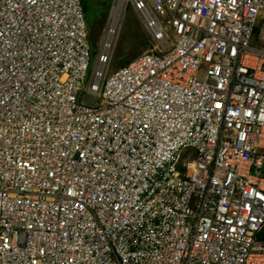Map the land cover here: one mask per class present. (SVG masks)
I'll return each instance as SVG.
<instances>
[{"label":"built area","instance_id":"built-area-1","mask_svg":"<svg viewBox=\"0 0 264 264\" xmlns=\"http://www.w3.org/2000/svg\"><path fill=\"white\" fill-rule=\"evenodd\" d=\"M263 12L114 0L85 90L82 1L0 0V264H264Z\"/></svg>","mask_w":264,"mask_h":264},{"label":"rangeland","instance_id":"rangeland-1","mask_svg":"<svg viewBox=\"0 0 264 264\" xmlns=\"http://www.w3.org/2000/svg\"><path fill=\"white\" fill-rule=\"evenodd\" d=\"M113 2L114 0H89V3L91 4L88 5L87 8L86 22L88 25H93V29H90V32L88 31L89 35L92 36L90 40L92 55L84 80L85 90L90 83L91 74L96 63V56L98 54V46L106 25V20H104L102 27L100 26V22L106 13V9L108 6L111 8ZM118 3H116V5H118ZM262 28H264V26ZM154 47L155 46L151 42V39H149V35L145 30L140 17L132 10V8L128 7L122 23L121 32L118 36L117 45L113 52L112 62L109 67V74L121 68L122 64L129 60L133 61L143 54L155 52L156 49ZM81 95L83 96L82 99L81 96L79 97V100L81 99V101L84 99L92 100V96H85L83 93Z\"/></svg>","mask_w":264,"mask_h":264},{"label":"trees","instance_id":"trees-1","mask_svg":"<svg viewBox=\"0 0 264 264\" xmlns=\"http://www.w3.org/2000/svg\"><path fill=\"white\" fill-rule=\"evenodd\" d=\"M82 1V6H83V9H84V12H85V15L87 13V8H88V5H90L91 3H89V0H81ZM109 10H110V6H108V8L106 9V13L105 15L103 16V19L101 20L100 22V26L102 27L103 23H104V20H107V17H108V13H109ZM86 21H87V18H86ZM88 25V23H87ZM93 25H88V31L90 29H93L92 28ZM264 26V12L261 14L260 16V19H259V25L258 27L256 28V32H259V30ZM90 32V31H89ZM92 36L89 35V41L91 40ZM150 39V38H149ZM90 45H91V42H90ZM131 61H127L126 63H123L122 64V67L129 64Z\"/></svg>","mask_w":264,"mask_h":264},{"label":"bare ground","instance_id":"bare-ground-1","mask_svg":"<svg viewBox=\"0 0 264 264\" xmlns=\"http://www.w3.org/2000/svg\"><path fill=\"white\" fill-rule=\"evenodd\" d=\"M118 2V1H117ZM116 6H118V5H116Z\"/></svg>","mask_w":264,"mask_h":264},{"label":"crops","instance_id":"crops-1","mask_svg":"<svg viewBox=\"0 0 264 264\" xmlns=\"http://www.w3.org/2000/svg\"><path fill=\"white\" fill-rule=\"evenodd\" d=\"M108 18V17H107Z\"/></svg>","mask_w":264,"mask_h":264}]
</instances>
